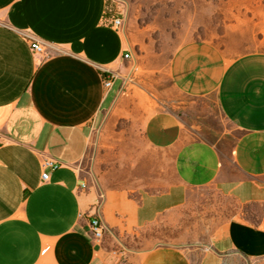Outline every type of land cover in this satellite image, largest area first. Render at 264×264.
<instances>
[{"label":"crops","instance_id":"obj_1","mask_svg":"<svg viewBox=\"0 0 264 264\" xmlns=\"http://www.w3.org/2000/svg\"><path fill=\"white\" fill-rule=\"evenodd\" d=\"M116 19L110 0H0V264H119L116 238L143 250L138 264L263 259L264 51L187 42L154 100L134 95ZM140 100L160 107L140 119ZM116 115L126 158L113 179L84 162Z\"/></svg>","mask_w":264,"mask_h":264},{"label":"rangeland","instance_id":"obj_2","mask_svg":"<svg viewBox=\"0 0 264 264\" xmlns=\"http://www.w3.org/2000/svg\"><path fill=\"white\" fill-rule=\"evenodd\" d=\"M110 8L115 18L122 20L121 27L133 50L134 58L128 63L126 73L133 84L141 85L140 94H134L137 96L156 100L157 92H172L168 65L176 49L187 42L216 43L230 59L264 51V0H110ZM151 84L156 87L162 84V89L154 90ZM151 107L156 109L160 105L144 104L141 100L137 106L132 105L140 119ZM214 119L222 129L232 128L217 111ZM108 123L114 129L105 132L102 148L98 143L101 121L98 123L96 142L84 165L92 170L95 162L101 161L102 170L118 179L119 162L126 158L115 127L118 116L110 118ZM113 250L120 257L119 264H138L136 253L143 251L129 239L118 238ZM242 264H264V258Z\"/></svg>","mask_w":264,"mask_h":264},{"label":"built area","instance_id":"obj_3","mask_svg":"<svg viewBox=\"0 0 264 264\" xmlns=\"http://www.w3.org/2000/svg\"><path fill=\"white\" fill-rule=\"evenodd\" d=\"M115 26L120 28L122 26V20L121 19H116L114 22ZM32 49L38 53V54H43L45 53V49L38 43H33L32 44ZM131 58L130 52H127L124 55V59L128 60ZM117 78L116 75L110 74L105 78L104 85L107 89H110L113 87L115 83V79ZM45 169H50L52 171H56L60 168V164L54 160H46L43 164ZM49 179V172L45 171L43 173V180L47 181ZM91 230L92 234L94 237V240L98 243H101L104 240L105 234H106V229L102 225L101 221L99 219H94L91 222Z\"/></svg>","mask_w":264,"mask_h":264}]
</instances>
